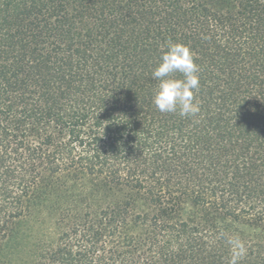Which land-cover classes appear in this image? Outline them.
<instances>
[{
  "label": "trees",
  "instance_id": "obj_1",
  "mask_svg": "<svg viewBox=\"0 0 264 264\" xmlns=\"http://www.w3.org/2000/svg\"><path fill=\"white\" fill-rule=\"evenodd\" d=\"M169 42L196 116L152 102ZM232 235L264 264V0H0V264H227Z\"/></svg>",
  "mask_w": 264,
  "mask_h": 264
},
{
  "label": "clouds",
  "instance_id": "obj_2",
  "mask_svg": "<svg viewBox=\"0 0 264 264\" xmlns=\"http://www.w3.org/2000/svg\"><path fill=\"white\" fill-rule=\"evenodd\" d=\"M174 74H179V77ZM152 77L158 81L152 102L161 113L178 112L181 117L199 114L200 104L195 100L194 95L200 87L199 67L187 45L169 42L161 51L159 62L152 71ZM224 238L229 250L227 264H240L247 255L244 241L239 235Z\"/></svg>",
  "mask_w": 264,
  "mask_h": 264
},
{
  "label": "rangeland",
  "instance_id": "obj_3",
  "mask_svg": "<svg viewBox=\"0 0 264 264\" xmlns=\"http://www.w3.org/2000/svg\"><path fill=\"white\" fill-rule=\"evenodd\" d=\"M74 183V187H73V192H78L80 188H84V190L86 192L89 191L90 187H91V183L92 185H94V181L92 182L90 179H84L81 183L79 182H75ZM99 189L97 190L96 193H92L93 195L91 196V200L94 202H104L105 199L108 200L109 197L105 196L103 192V187L100 185L98 186ZM53 195L51 196V199L48 203H45V207L44 208H38L32 215H31V220L33 219H40L41 220V224L38 222L35 223H31L29 222L28 224H25V229L24 232L27 233V236H33L36 232H52V230H54L53 228V212L50 210V204H52L51 200L53 199ZM89 200V199H88ZM49 205V206H47Z\"/></svg>",
  "mask_w": 264,
  "mask_h": 264
}]
</instances>
